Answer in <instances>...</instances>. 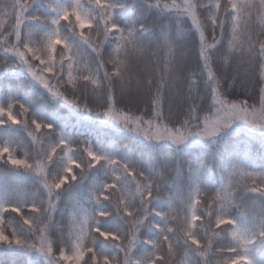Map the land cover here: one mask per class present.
<instances>
[{
	"label": "snow or ice",
	"instance_id": "obj_1",
	"mask_svg": "<svg viewBox=\"0 0 264 264\" xmlns=\"http://www.w3.org/2000/svg\"><path fill=\"white\" fill-rule=\"evenodd\" d=\"M0 255L264 264V0H0Z\"/></svg>",
	"mask_w": 264,
	"mask_h": 264
},
{
	"label": "trees",
	"instance_id": "obj_2",
	"mask_svg": "<svg viewBox=\"0 0 264 264\" xmlns=\"http://www.w3.org/2000/svg\"><path fill=\"white\" fill-rule=\"evenodd\" d=\"M124 142H127L126 140ZM19 260H23L24 258H18ZM0 260H8L9 264H12L13 258L11 257H4L3 255H0Z\"/></svg>",
	"mask_w": 264,
	"mask_h": 264
}]
</instances>
